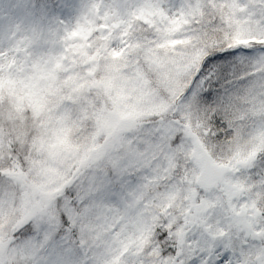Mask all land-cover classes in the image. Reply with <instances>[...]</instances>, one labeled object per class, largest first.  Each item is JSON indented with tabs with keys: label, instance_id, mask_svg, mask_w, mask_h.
<instances>
[{
	"label": "snow or ice",
	"instance_id": "obj_1",
	"mask_svg": "<svg viewBox=\"0 0 264 264\" xmlns=\"http://www.w3.org/2000/svg\"><path fill=\"white\" fill-rule=\"evenodd\" d=\"M0 264H264V0H0Z\"/></svg>",
	"mask_w": 264,
	"mask_h": 264
}]
</instances>
